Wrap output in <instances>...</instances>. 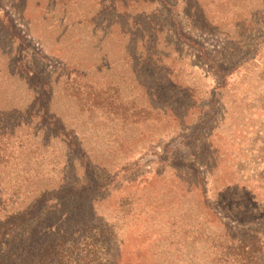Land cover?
Masks as SVG:
<instances>
[{
	"label": "rangeland",
	"instance_id": "374dc122",
	"mask_svg": "<svg viewBox=\"0 0 264 264\" xmlns=\"http://www.w3.org/2000/svg\"><path fill=\"white\" fill-rule=\"evenodd\" d=\"M99 232L264 264V0H0V264Z\"/></svg>",
	"mask_w": 264,
	"mask_h": 264
},
{
	"label": "trees",
	"instance_id": "16d2710c",
	"mask_svg": "<svg viewBox=\"0 0 264 264\" xmlns=\"http://www.w3.org/2000/svg\"><path fill=\"white\" fill-rule=\"evenodd\" d=\"M28 231H23L21 235H26ZM102 232L94 233L88 238L91 241L84 243L80 238L71 240L72 235H62L54 242L39 246L32 257L28 260L29 264H102L104 260L108 262V243H106L105 234L100 238ZM77 233H75L76 235ZM100 245V246H99ZM243 248V249H242ZM240 256H245L247 259L256 256V248L248 246H237L235 249ZM250 264H258L257 262H250Z\"/></svg>",
	"mask_w": 264,
	"mask_h": 264
}]
</instances>
